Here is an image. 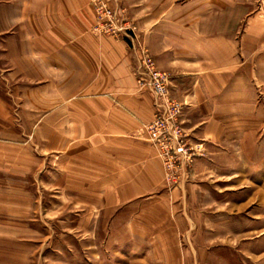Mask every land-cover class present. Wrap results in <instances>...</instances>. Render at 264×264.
<instances>
[{
	"label": "crops",
	"instance_id": "1",
	"mask_svg": "<svg viewBox=\"0 0 264 264\" xmlns=\"http://www.w3.org/2000/svg\"><path fill=\"white\" fill-rule=\"evenodd\" d=\"M101 1L172 74L203 150L189 181L166 184L132 32L95 31L91 0H0V173L15 174L17 151L25 175L39 162L37 182L72 198L96 257L264 264V30L254 17L242 33L239 17H161L175 0H150L146 14L145 0Z\"/></svg>",
	"mask_w": 264,
	"mask_h": 264
},
{
	"label": "rangeland",
	"instance_id": "2",
	"mask_svg": "<svg viewBox=\"0 0 264 264\" xmlns=\"http://www.w3.org/2000/svg\"><path fill=\"white\" fill-rule=\"evenodd\" d=\"M145 1L144 14L153 8L146 10L150 0ZM127 2L129 0H124L121 6L128 8ZM152 3L156 8L157 0ZM159 8L161 17H239L241 33L247 28L248 17H254L251 27L255 31L264 30V0H175ZM229 23L223 22L225 26ZM19 152L15 174L0 173V264H137L135 254H124V259L115 252L111 257H96L98 253L95 256L91 234L77 227L78 218L83 214L74 207L72 198L55 197L54 179L52 183L47 179L42 184L37 182L39 162L31 174L25 175L22 152ZM52 167L51 170L49 166L51 175L55 165Z\"/></svg>",
	"mask_w": 264,
	"mask_h": 264
},
{
	"label": "built area",
	"instance_id": "3",
	"mask_svg": "<svg viewBox=\"0 0 264 264\" xmlns=\"http://www.w3.org/2000/svg\"><path fill=\"white\" fill-rule=\"evenodd\" d=\"M92 1L98 21L95 31L111 35L132 32L129 38L140 55L138 84L153 93L156 107L155 117L144 126V131L162 163L167 185L181 186L189 181L190 172L203 150L199 144L190 141L180 121L184 104L170 95L172 76L157 68L149 49L138 40L134 27L121 24L119 16L105 2Z\"/></svg>",
	"mask_w": 264,
	"mask_h": 264
}]
</instances>
